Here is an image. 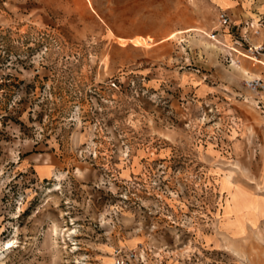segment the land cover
<instances>
[{"label": "rangeland", "instance_id": "rangeland-1", "mask_svg": "<svg viewBox=\"0 0 264 264\" xmlns=\"http://www.w3.org/2000/svg\"><path fill=\"white\" fill-rule=\"evenodd\" d=\"M220 1L0 0V264H264V116L232 64L261 67L229 50L264 0Z\"/></svg>", "mask_w": 264, "mask_h": 264}, {"label": "built area", "instance_id": "built-area-1", "mask_svg": "<svg viewBox=\"0 0 264 264\" xmlns=\"http://www.w3.org/2000/svg\"><path fill=\"white\" fill-rule=\"evenodd\" d=\"M222 27H229L232 24L230 16L221 11L218 14ZM239 28V25L236 26ZM244 34L251 32L254 37L259 38L256 43H251L247 37H241L237 42L242 48L241 56L252 63L258 65L261 71L253 78L245 80V87L254 95L255 106L264 116V16H257L255 21L245 22L241 27ZM215 41V34L210 37ZM239 51V50H238ZM173 257V253L168 246L155 247L153 244L138 243L135 247H116L111 253V264H168V260ZM176 264H182L180 259L173 257Z\"/></svg>", "mask_w": 264, "mask_h": 264}, {"label": "crops", "instance_id": "crops-1", "mask_svg": "<svg viewBox=\"0 0 264 264\" xmlns=\"http://www.w3.org/2000/svg\"><path fill=\"white\" fill-rule=\"evenodd\" d=\"M219 4H220L221 8L224 9V10H229V9H236L237 10L239 8L238 4H237V0H221ZM248 8H250L249 5L248 6L244 5V6H241L239 8V9H242L243 18L244 17L249 18L251 16H254V14H256V12L252 13L250 11V9L248 10ZM254 11L260 12L261 10L257 9V10H254ZM233 62H235V61L233 60ZM234 64H235L236 67H234L233 64H232V67L237 69L246 79H249V78H252V77L256 76L254 74H249L248 71H246L245 69H243L240 66H238L236 64V62ZM35 159H38V157L35 158ZM46 160L47 159L44 158V161H46ZM40 173L43 176L46 177V175H48V173H49V169L47 167H42L40 169Z\"/></svg>", "mask_w": 264, "mask_h": 264}, {"label": "bare ground", "instance_id": "bare-ground-1", "mask_svg": "<svg viewBox=\"0 0 264 264\" xmlns=\"http://www.w3.org/2000/svg\"><path fill=\"white\" fill-rule=\"evenodd\" d=\"M210 37H211V36H208V38H210ZM229 50L232 51L234 54H236L237 57L240 56L241 58H244V57L241 56V52L238 51L237 49H235V48H233V47H229ZM233 66L236 67L234 63H233ZM252 78H253V77H252ZM249 79H250V78H249ZM57 185H58V184H57ZM57 185L53 186V187H56L55 189L50 190V191L48 192V193H49V196H52V194H53L54 192L57 191ZM53 230H54L55 233L57 232V228H56V227H54ZM59 233H60V232H59ZM111 263H112V259H111V257H110V264H111Z\"/></svg>", "mask_w": 264, "mask_h": 264}]
</instances>
